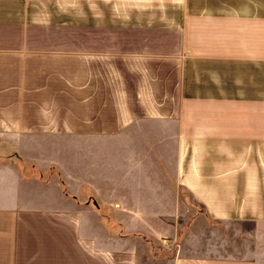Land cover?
<instances>
[{"label": "crops", "instance_id": "1", "mask_svg": "<svg viewBox=\"0 0 264 264\" xmlns=\"http://www.w3.org/2000/svg\"><path fill=\"white\" fill-rule=\"evenodd\" d=\"M179 185L264 220V0H0V264H255L150 253Z\"/></svg>", "mask_w": 264, "mask_h": 264}, {"label": "rangeland", "instance_id": "2", "mask_svg": "<svg viewBox=\"0 0 264 264\" xmlns=\"http://www.w3.org/2000/svg\"><path fill=\"white\" fill-rule=\"evenodd\" d=\"M146 126L150 127V133L153 134L156 126L153 123ZM176 194L180 198L174 203L172 216L147 219L151 222L150 226L164 233L161 237L155 239L144 231L135 233L136 238L147 243L151 254L167 253L172 248L169 247L172 245V238L183 241L184 235L187 234L192 235L193 240L198 242H224L231 247L230 250L236 249V254L251 257L255 264H264V220L256 224L249 218H214L207 213L205 204L197 201L186 186H176ZM159 243L164 245L162 251Z\"/></svg>", "mask_w": 264, "mask_h": 264}]
</instances>
